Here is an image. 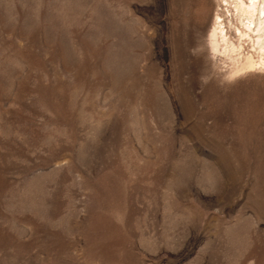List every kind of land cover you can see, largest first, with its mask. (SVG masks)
<instances>
[{
    "label": "rangeland",
    "instance_id": "rangeland-1",
    "mask_svg": "<svg viewBox=\"0 0 264 264\" xmlns=\"http://www.w3.org/2000/svg\"><path fill=\"white\" fill-rule=\"evenodd\" d=\"M239 4L178 0L175 37L172 0H0V264H264Z\"/></svg>",
    "mask_w": 264,
    "mask_h": 264
},
{
    "label": "bare ground",
    "instance_id": "bare-ground-1",
    "mask_svg": "<svg viewBox=\"0 0 264 264\" xmlns=\"http://www.w3.org/2000/svg\"><path fill=\"white\" fill-rule=\"evenodd\" d=\"M238 1L240 2V4L237 5L238 6V8H237L238 11H241V13H244V15L245 14L247 15V20H248L247 29L249 31H252V32L263 31L264 30V0H247L248 5L243 3L244 0H238ZM171 11H172V17H171L172 24L171 25H172L174 36L177 37L178 33H180V31L182 29L180 27V24H179V19L177 18V15H178V0H172ZM223 26H224V23L220 20V17H217L216 27L215 28L217 29V31H220L221 34H224V36H226L225 29H222ZM179 36H180V34H179ZM128 50L124 49V54H126V55H125V63L123 65V70H122V81H123L125 86L127 85V82L129 81V79L131 77L130 70L133 69V67L130 65V62H128L129 53L126 52Z\"/></svg>",
    "mask_w": 264,
    "mask_h": 264
}]
</instances>
